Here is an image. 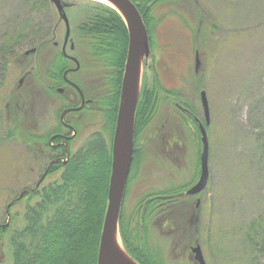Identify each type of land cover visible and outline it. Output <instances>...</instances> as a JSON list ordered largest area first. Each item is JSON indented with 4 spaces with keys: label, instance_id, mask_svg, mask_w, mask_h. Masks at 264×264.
<instances>
[{
    "label": "rangeland",
    "instance_id": "1",
    "mask_svg": "<svg viewBox=\"0 0 264 264\" xmlns=\"http://www.w3.org/2000/svg\"><path fill=\"white\" fill-rule=\"evenodd\" d=\"M62 1L71 30L66 52L82 64L78 76L93 79V90L103 93L105 69L94 61L90 67L92 60L84 58L85 41L77 30L86 8H94L98 1ZM150 14V53L141 58L139 93L144 84L150 88L159 82L165 89L175 90L194 113L186 115V110L179 109L186 108L184 104L157 88L161 90L157 112L134 138L138 160L126 183L120 217L128 227L129 221L142 213L149 195L182 187L183 193L165 201H174L166 214L162 213L169 215L171 224L163 228L162 220L151 221L156 223L149 246L159 248L158 254L151 250L159 261L152 257L154 262L197 264L188 247L197 241L207 264H264V242L251 244L245 231L264 213V0H158ZM21 27L37 36L42 46L25 55L32 46L23 44L0 85L2 227L22 210L21 194L35 188L39 180L42 186L58 179L59 173L45 172L51 159L57 158L48 147L47 133L61 129L59 117L67 104L64 95L56 91L60 85L51 83L50 90L45 75L66 33L53 3L0 0V44L1 38L14 36ZM105 39L112 50L120 49L116 36L105 34ZM196 52L200 61L197 70ZM201 91L206 92L210 107L208 127ZM104 108L98 106L97 111L84 114L69 152L93 132L102 131ZM200 124L209 141V180L203 191L189 196L186 191L201 174ZM68 156L62 154L61 161ZM137 233L131 232L134 240L139 239ZM119 240L121 249L139 262L127 249L121 227ZM0 264H13L4 240Z\"/></svg>",
    "mask_w": 264,
    "mask_h": 264
},
{
    "label": "trees",
    "instance_id": "2",
    "mask_svg": "<svg viewBox=\"0 0 264 264\" xmlns=\"http://www.w3.org/2000/svg\"><path fill=\"white\" fill-rule=\"evenodd\" d=\"M132 1L141 13L149 33L152 21L150 13L158 0ZM94 5V8H86V17L80 22L77 30L81 40L85 41L83 56L92 60L90 67L94 61L105 69V91L97 95L96 101L98 106L105 107L106 122L102 131L93 132L78 149L69 152L66 161H60L49 169L48 174L59 173L58 179L24 192L20 197V202L23 201L22 210L11 215V221L6 227L0 226V236L4 238H0V244L4 240L9 246L13 264H98L111 176L112 133L121 96L129 35L124 19L116 10L98 2ZM110 33L118 38L120 49L112 50L108 47L105 34ZM1 39L0 85L23 44L29 43L36 49L42 46L37 36L27 33L26 27L15 30L14 36ZM12 67L15 68V65ZM67 67L66 57L61 51L55 52L50 68L45 70L46 78H50L49 87H52L51 83L57 86L63 82L62 73ZM157 88L184 104L186 108L179 109L186 110V115L194 113L193 108L180 99L181 96L175 90L165 89L159 82L150 88L144 84L135 114L134 138L146 129L157 112L161 91ZM191 121L197 129L195 120ZM76 130L78 132L77 128ZM136 141L134 139L135 155L131 169L138 160ZM182 191L183 188L179 187L149 195L143 209L145 222L154 220L162 213L166 214V210L174 201H165L174 200L177 194L183 193ZM134 221H129L127 227L124 219H120L121 233L127 249L141 264H161L153 261L152 257L155 256L154 252L150 251L148 239L143 241L135 237L137 240H134L131 232L134 234V231L137 233L140 229V226L131 227ZM130 227L132 229H129ZM245 231L251 244L264 242V213ZM155 260L158 261L156 258Z\"/></svg>",
    "mask_w": 264,
    "mask_h": 264
},
{
    "label": "water",
    "instance_id": "3",
    "mask_svg": "<svg viewBox=\"0 0 264 264\" xmlns=\"http://www.w3.org/2000/svg\"><path fill=\"white\" fill-rule=\"evenodd\" d=\"M62 19L66 24V35L63 43V50L70 35L68 18L64 12V7L60 0H51ZM115 8L123 16L129 35L127 58L124 68L121 98L118 108L116 126L112 143V166L108 189V205L103 223L98 251V264H138L121 247H118L115 239L119 228V214L125 192L126 182L129 176L134 152V123L135 114L139 98V76L141 58L148 55L149 36L143 18L132 0H110ZM35 48L27 50L25 53L35 52ZM200 64L199 54L196 53V70ZM201 102L204 116L207 123L210 122L209 102L205 91H201ZM202 135L203 152L201 154V174L199 180L191 186L186 193L196 195L207 185L209 177L208 155L209 142L203 124H200ZM195 259L199 264H206L201 247H194Z\"/></svg>",
    "mask_w": 264,
    "mask_h": 264
},
{
    "label": "flooded vegetation",
    "instance_id": "4",
    "mask_svg": "<svg viewBox=\"0 0 264 264\" xmlns=\"http://www.w3.org/2000/svg\"><path fill=\"white\" fill-rule=\"evenodd\" d=\"M61 51L68 61V67L63 71L62 73L63 82H61L60 87L56 88V91L64 95V97L67 100V104L64 105V108L62 109L63 112L59 117L61 129H57L54 132L47 133L49 140L48 147H50V149L54 152V154H56L57 158L51 159L50 163L45 168L46 173H48L49 169L54 164L62 160L61 159L62 154L66 152V154L69 155V150L71 149V143H73V140L78 135V132L76 134V126L82 120L84 114L88 112L97 111L98 108L96 97L99 94L97 93V91L93 90V83H94L93 79H89V78L81 79L80 78L81 75L78 76L82 72L81 71L82 64L80 63L79 59L75 61L70 57L66 56L62 47H61ZM52 58L53 56L50 58V61L48 63L47 66L48 69L50 68ZM47 82H50V78H47ZM49 88L51 90V87ZM70 131L71 134H69ZM142 208L144 209V206ZM160 216H158L160 217L159 219L157 217L155 218V220L156 222L162 220L161 227L164 228L171 224L168 223L169 221H167L169 215L167 216L161 214ZM152 220L153 219H149L147 222H145L143 211L140 215L137 216V218L134 221L133 227L140 226V229H138L139 233H137V235H139V239H142L143 241H147V239L152 236L150 234L153 232L154 229L153 224L156 223L155 221L151 222ZM142 231L144 234L141 233ZM196 244H198V242L194 241L193 243L188 245L190 251H192V248L196 246ZM158 249L159 248L157 247L153 248V246H150V251L155 250L157 254L159 253ZM177 249H180V247L177 246ZM141 252H143V250H141ZM147 253L148 252H146V254ZM148 255L149 254H147V258L149 259ZM193 258H194V254H193ZM173 264H175V262H173Z\"/></svg>",
    "mask_w": 264,
    "mask_h": 264
},
{
    "label": "bare ground",
    "instance_id": "5",
    "mask_svg": "<svg viewBox=\"0 0 264 264\" xmlns=\"http://www.w3.org/2000/svg\"><path fill=\"white\" fill-rule=\"evenodd\" d=\"M96 1H100V2L105 3V4H111V5L113 4L110 0H96ZM115 242H116L118 247H121V244H120L121 240H119L118 234L116 236Z\"/></svg>",
    "mask_w": 264,
    "mask_h": 264
}]
</instances>
